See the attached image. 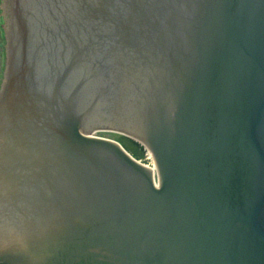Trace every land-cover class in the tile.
<instances>
[{"label": "water", "instance_id": "1", "mask_svg": "<svg viewBox=\"0 0 264 264\" xmlns=\"http://www.w3.org/2000/svg\"><path fill=\"white\" fill-rule=\"evenodd\" d=\"M8 5L0 264H264V0Z\"/></svg>", "mask_w": 264, "mask_h": 264}, {"label": "flooded vegetation", "instance_id": "2", "mask_svg": "<svg viewBox=\"0 0 264 264\" xmlns=\"http://www.w3.org/2000/svg\"><path fill=\"white\" fill-rule=\"evenodd\" d=\"M11 7L8 0H0V85L4 78L7 55V27L9 25Z\"/></svg>", "mask_w": 264, "mask_h": 264}, {"label": "rangeland", "instance_id": "3", "mask_svg": "<svg viewBox=\"0 0 264 264\" xmlns=\"http://www.w3.org/2000/svg\"><path fill=\"white\" fill-rule=\"evenodd\" d=\"M94 133L97 135L104 136V137L120 140L134 154L138 153L140 157H143V159H141L143 162L154 164L153 158L152 157L147 158V156H145L146 151L144 149L139 150V145H137L131 138L125 136V134L119 133L117 131H112V130L95 131Z\"/></svg>", "mask_w": 264, "mask_h": 264}, {"label": "trees", "instance_id": "4", "mask_svg": "<svg viewBox=\"0 0 264 264\" xmlns=\"http://www.w3.org/2000/svg\"><path fill=\"white\" fill-rule=\"evenodd\" d=\"M137 156H139V154L138 153H135Z\"/></svg>", "mask_w": 264, "mask_h": 264}]
</instances>
